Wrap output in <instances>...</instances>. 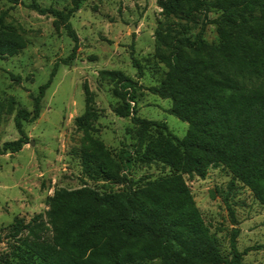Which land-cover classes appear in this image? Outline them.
Masks as SVG:
<instances>
[{
    "label": "trees",
    "instance_id": "obj_1",
    "mask_svg": "<svg viewBox=\"0 0 264 264\" xmlns=\"http://www.w3.org/2000/svg\"><path fill=\"white\" fill-rule=\"evenodd\" d=\"M82 1L70 0V7L61 10L27 5L51 16L53 29L62 28L73 43L58 61L62 65L75 55L77 38L69 18ZM156 6L163 20L153 31V54L165 72L148 91L170 101L169 113L186 123L185 134L177 138L164 123L137 117L129 105L136 83L118 71H99L120 101L112 112L129 117L134 127V142L129 152L113 155L91 136L96 113L84 85V111L74 119L82 132L76 154L87 180L121 187L101 192L85 184L59 188L46 198L43 214L28 221L14 217L0 231L19 264H241L246 249L235 247L238 229L230 230L223 256L183 176L204 179L207 169L222 167L264 206V0H156ZM4 19L0 11V59L26 45ZM207 24L214 25L215 43L203 39ZM57 65L37 87L31 110L15 111L18 138L3 142L0 156L29 143L22 124L37 119ZM133 162L159 164L167 173L133 182L125 175ZM221 200L232 220L226 195ZM0 264H11L9 255L1 254Z\"/></svg>",
    "mask_w": 264,
    "mask_h": 264
},
{
    "label": "rangeland",
    "instance_id": "obj_2",
    "mask_svg": "<svg viewBox=\"0 0 264 264\" xmlns=\"http://www.w3.org/2000/svg\"><path fill=\"white\" fill-rule=\"evenodd\" d=\"M32 2L40 8L70 7V0H0L5 23L17 29L26 42L17 55L0 59V146L18 138L12 122L15 111L31 110L37 87L46 81L52 65L58 63L40 100L37 119L22 124L30 144L23 145L17 153L0 156V228L14 217L28 221L43 214L46 198L59 188L75 189L85 184L98 192L120 189L119 185L87 180L76 154L82 132L76 129L74 119L84 111V85L91 93V108L96 113L91 136L113 155L129 152L134 142V127L129 117L112 112L120 101L112 92V83L99 79V71H118L136 83L135 97L129 105L137 117L164 123L177 138L187 128L186 123L169 113V100L148 91L165 72L153 54V31L163 20L156 0H83L69 18L77 48L74 58L65 65L58 61L69 55L73 43L62 28L53 29L51 16H40L28 8ZM207 17L214 19L215 14ZM203 39L216 42L213 24L204 27ZM166 173L159 164L133 162L125 175L135 182ZM183 180L221 254L228 255L230 230L236 228L235 247L239 252L246 249L241 264H264V206L222 167L207 169L204 179L183 176ZM222 195L227 197L234 222ZM4 232L0 231V255L6 253L11 264H19L10 254Z\"/></svg>",
    "mask_w": 264,
    "mask_h": 264
},
{
    "label": "water",
    "instance_id": "obj_3",
    "mask_svg": "<svg viewBox=\"0 0 264 264\" xmlns=\"http://www.w3.org/2000/svg\"><path fill=\"white\" fill-rule=\"evenodd\" d=\"M29 144H30V142H29Z\"/></svg>",
    "mask_w": 264,
    "mask_h": 264
}]
</instances>
